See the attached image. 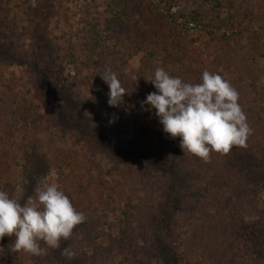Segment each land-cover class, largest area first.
Masks as SVG:
<instances>
[{
    "label": "trees",
    "instance_id": "16d2710c",
    "mask_svg": "<svg viewBox=\"0 0 264 264\" xmlns=\"http://www.w3.org/2000/svg\"><path fill=\"white\" fill-rule=\"evenodd\" d=\"M151 1L114 0L107 21L112 37L121 43V36L128 34L130 44L136 45L128 31L136 35L137 28L145 58L162 52L171 66L169 74L184 82H202L205 70L220 74L238 91V102L253 130L247 147H233L227 155L212 152L208 162L248 188L247 192L220 197L225 195L231 202L227 211L221 208L219 212L227 243L217 248L215 255L202 252L193 257L191 226L200 214L202 200L211 194L206 176H196L199 166L190 163L191 153H183L179 137L172 139L163 131L158 132L157 144L142 139L148 134L142 130L159 118L155 109L141 105L148 93L140 79L129 74L125 64L117 65L120 52L108 50L97 40L96 29H91L78 52L63 48L57 38L49 36L50 0H35L36 6L30 9L26 46H12L4 35L10 28L7 18L0 17V67L8 64L25 69L45 114L33 111L35 116L29 120L26 102L15 104L10 89H0V190L22 199L23 204L30 196L27 191L45 181L51 168L56 171V185L86 217L74 229L71 240L62 242L61 249L72 247L78 234L85 242L94 243L108 214L118 211L107 224L108 246L99 254L103 259L120 253L129 264H149L148 260L153 264H264V208L260 207V197L264 203V0H203L215 24L203 25L195 37L187 29L201 25L199 11H172V0H163L162 8L161 2ZM136 16L139 21L135 23ZM234 26L228 34L219 33ZM203 35L207 40L202 42ZM220 59L226 62L223 71L214 66L213 61ZM68 65L75 69L71 81L64 73ZM106 67L115 71L128 89L119 107L107 103L109 88L98 74ZM84 70L87 74L82 76ZM101 92L104 97L100 100ZM127 97L133 99L131 104ZM44 122L56 124L62 144L66 136L71 140V146L57 148L63 161L53 156L50 138L41 133L46 128ZM34 132H40L41 138ZM168 155H174L171 164ZM17 163L20 173L12 180L10 170ZM108 178L113 179L110 184ZM164 181L165 196L153 210L152 190L147 185L161 189ZM19 190L25 195L17 196ZM14 239H2L0 264H15L27 254L40 260L37 257L42 256L11 252ZM47 257L45 261L51 264L65 260L60 249H51Z\"/></svg>",
    "mask_w": 264,
    "mask_h": 264
},
{
    "label": "rangeland",
    "instance_id": "374dc122",
    "mask_svg": "<svg viewBox=\"0 0 264 264\" xmlns=\"http://www.w3.org/2000/svg\"><path fill=\"white\" fill-rule=\"evenodd\" d=\"M154 2H161L160 7L164 6L163 0H152ZM151 1V2H152ZM114 0H50L51 8H52V16L49 19L47 32L50 37L57 38L60 42V45L63 48H72L75 52L81 50V45L85 41V39L89 36L91 29H96L98 38L102 44H104L107 49L117 51L118 54L120 52V60L117 65H126L130 68L129 74H135L141 81L142 88L146 90L149 94L151 92L156 91L154 85L149 81L154 76V71L157 67H163L167 72H170L171 66L163 57V53L157 51L155 56L152 58H145L144 52L142 48L144 45L141 41L140 32L135 29L136 35L131 33V30L128 33L135 38L136 45H131L128 41L129 37H126L128 34H123L121 36L120 41H116V38H113V33L111 30L107 29L108 27V19L111 17L112 8L111 4ZM172 11H181L183 13L189 12L190 10H197L200 13V26L194 28L193 25L189 26L187 29V33L192 37H195L199 34L201 27L208 23H214V17L211 11L208 9L207 1L203 0H172ZM30 9H33L32 0H0V17L2 15L6 16L7 22L10 28L4 32L7 40L12 41V46L19 48V46H26L29 43V24L27 17L29 16ZM148 10V8H147ZM136 20L139 21L138 16L133 21L136 23ZM133 26V25H132ZM141 28V27H140ZM194 28V29H193ZM235 28L222 29L219 31L224 32V34H228L230 31H233ZM119 37V33H117ZM217 36V33H214V37ZM4 37V38H5ZM124 37V38H123ZM201 41H206L207 37L205 35L202 36ZM213 37V35H212ZM4 41V39H3ZM214 66L219 71H223L225 60L220 59L217 61H213ZM65 76L68 81H71L72 77L75 74V69L73 66L65 67ZM87 72L84 70L82 72V76L86 75ZM0 89L1 91H5L6 88L10 89L9 96L12 93L15 96V104H18L23 100L26 102L27 111L26 116L29 117V120H32L35 115H33V111L36 114L45 115L40 108L41 101L39 96L36 95L33 87L29 83L28 73L25 69L18 67L16 65H3L0 67ZM261 85L264 86V73L263 77H261ZM9 91V90H8ZM100 100L104 97V93L101 92L99 94ZM126 97V96H125ZM124 97V98H125ZM3 98V97H2ZM43 100H47V98H43ZM129 100V103L133 101L131 98H126ZM55 105V104H54ZM131 107V106H130ZM45 119V118H44ZM156 121V120H155ZM151 127L146 130H142V132H148V134L143 137L145 141L151 142L152 140L156 143L158 139V132H163V126L160 122L150 121ZM43 126L46 127L44 132L48 138L51 140L52 146H54L52 153L53 156L59 157L60 160L63 161L62 156H59V150L57 148H61L64 150L66 146H71V140L65 137L64 144L60 141L61 133L60 129L56 126V124H47L43 123ZM35 137L38 136L41 138L40 132H34ZM135 138V137H134ZM18 140V135L16 137ZM141 140V139H140ZM157 144V143H156ZM166 160H168V164H171L174 155H168ZM66 159H64L65 161ZM171 160V162H170ZM19 164L21 161H18ZM190 163L198 164L200 173H197L196 176H206L205 183L209 185V190H211V194H207L206 197L202 200L201 211L197 219L192 223L191 226V241L192 248H190V252H193V257L198 258V255L202 252L206 254H216L222 248V245L227 243V238H224L225 233L222 228V221L219 217V212H221V208L225 211L228 210V207L231 205V202H227L226 196L224 195L222 199H220L222 194H234L235 191H248V188H244L242 183H239L236 178L228 176L225 172H220L212 168V166L207 162H204L199 157L191 155ZM12 165H15L14 163ZM18 165V163H17ZM159 170L163 168L161 166L158 167ZM109 170L111 167L109 166ZM20 165L17 167H13L10 170V179H15L20 173ZM147 172H145L146 174ZM45 181L49 184H56V171L51 168V171L48 172ZM117 179V178H116ZM115 179V180H116ZM110 182L113 179H105ZM152 183V179L149 181ZM148 184V188L150 187L152 193L149 195L151 200V206L153 210H157L159 204L162 202L163 197L166 193V182L164 181L161 184V189H156L151 184ZM19 189V187H18ZM35 187H31L27 191L28 194L35 193ZM23 191V190H22ZM20 191L17 196L20 197V194L25 195V191ZM245 191V192H247ZM220 194V195H219ZM263 201V198L260 197ZM261 201L260 207L264 208V203ZM118 215V211L115 213H109L108 219L106 222L102 224L101 233L96 238L94 243H87L84 239L81 238L80 234L76 235L75 242L72 244V249L76 252L75 259L68 261L62 260L61 264H129L125 261L124 257L118 253V255H112L107 259L101 258L100 251L108 246V231L107 224L114 221ZM223 237V238H221ZM2 239H0L1 244ZM44 246V245H43ZM217 248L219 250L217 251ZM51 249H48V254ZM204 253V254H205ZM37 257L40 260H33L35 258L27 256L19 257L15 264H51L49 261H45V258L48 256ZM48 258V257H47ZM103 260V261H102ZM100 261V262H99ZM149 264H153V260H148ZM53 264H56L54 262Z\"/></svg>",
    "mask_w": 264,
    "mask_h": 264
},
{
    "label": "clouds",
    "instance_id": "9594fccd",
    "mask_svg": "<svg viewBox=\"0 0 264 264\" xmlns=\"http://www.w3.org/2000/svg\"><path fill=\"white\" fill-rule=\"evenodd\" d=\"M32 3L36 6L35 0ZM98 74L109 88L108 105L119 107L128 89L111 68ZM201 79L187 83L157 67L149 80L156 91L147 94L141 105L155 109L163 131L172 139L180 138L183 153L207 163L212 152L227 155L233 147H247L253 130L238 102L239 93L228 80L207 70ZM21 200L0 190V239L15 237L10 251L46 256L48 249H60L66 260L75 259L71 245L61 249V244L70 241L74 229L86 221L83 212L56 184L44 180L38 182L35 196H28L23 204Z\"/></svg>",
    "mask_w": 264,
    "mask_h": 264
}]
</instances>
